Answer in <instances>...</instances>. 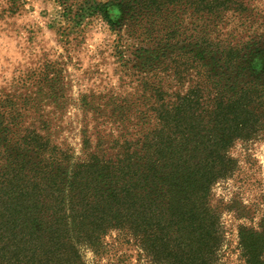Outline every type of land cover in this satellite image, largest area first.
I'll use <instances>...</instances> for the list:
<instances>
[{
  "label": "trees",
  "instance_id": "16d2710c",
  "mask_svg": "<svg viewBox=\"0 0 264 264\" xmlns=\"http://www.w3.org/2000/svg\"><path fill=\"white\" fill-rule=\"evenodd\" d=\"M166 1L155 38L126 0L98 6L138 34L136 58L154 56L155 78L137 101L101 106L112 128L86 136L80 156L0 98V264H86L83 248L102 260L111 232L158 264L218 263L224 210L212 190L235 173L234 144L264 137V33L220 36L245 0ZM238 235L242 264H264V219Z\"/></svg>",
  "mask_w": 264,
  "mask_h": 264
},
{
  "label": "rangeland",
  "instance_id": "374dc122",
  "mask_svg": "<svg viewBox=\"0 0 264 264\" xmlns=\"http://www.w3.org/2000/svg\"><path fill=\"white\" fill-rule=\"evenodd\" d=\"M109 1L0 0V98L22 102L24 126L33 124L75 156L82 154L86 136L112 128L101 106L137 101L139 86L155 78L154 56L147 52L136 58L143 50L134 39L138 34L113 29L97 12ZM245 1L250 10L242 16L229 14L222 38L235 41L240 35L264 33V0ZM126 2L134 17L150 22L146 35L157 37L162 28L151 23L160 21L167 1ZM171 10L170 5L166 13ZM229 155L236 160L235 173L212 190L214 202L224 210L217 264H242L239 230L258 229L264 219V137L236 142ZM104 251L102 260L91 249L81 253L86 264H158L118 232L105 238Z\"/></svg>",
  "mask_w": 264,
  "mask_h": 264
}]
</instances>
